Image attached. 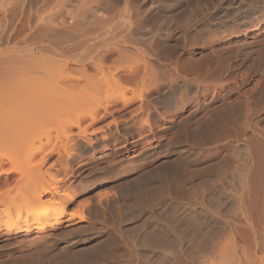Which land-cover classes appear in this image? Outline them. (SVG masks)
I'll return each mask as SVG.
<instances>
[{
  "label": "rangeland",
  "instance_id": "obj_1",
  "mask_svg": "<svg viewBox=\"0 0 264 264\" xmlns=\"http://www.w3.org/2000/svg\"><path fill=\"white\" fill-rule=\"evenodd\" d=\"M260 1L254 0L253 2ZM245 7H247L245 0H0V114L13 109L20 103L17 100L18 104L13 102L15 99L11 98L15 97H11L12 94H5L4 89L9 86L11 77L15 78L25 73L30 75V73L39 72L36 74L37 78L40 77L36 87L45 88L44 91L47 92L55 87L67 88L68 85L75 83L80 87L89 84L107 85L109 82L102 84V80L94 79L100 76L98 72L100 69L95 67L100 64L103 72L120 74L121 71H116L114 68L120 57V50H123L126 56H123L124 58L128 56L126 60L128 64L125 61L124 64H120L119 60L118 66L125 68L134 66L136 52L142 51L145 54L153 53L156 57L153 55L150 59L156 61L158 66L161 64L168 68L177 63L182 69L177 74L179 76H177L176 84L175 79L174 83L171 81V84L166 86V77L163 81L162 77H158L161 81L158 79L157 83L162 85L165 82V85H162L163 90L160 86L158 91L145 93V86L142 84L135 87L136 91L141 90L145 101H149L146 116H138V114L132 116V119L129 113L121 112L118 113L121 114L120 117L118 114L107 117L108 119L105 118L91 129H87L85 133L87 136L88 132L94 129L95 133L89 136L92 140L96 139L99 145L105 146L103 150L99 147L95 148L96 151L87 150L84 147V139H82L85 134H80L77 127L72 128L76 142L75 146H71L72 141L68 140L61 131L56 133L52 129L58 126V119L53 117V119L49 118L41 122L43 125L40 123L44 126L42 129L51 131L49 138L44 136L35 138L32 131L35 132L37 128L35 125L38 124L35 123L37 112L32 111V118L28 119L32 125L30 123L29 125L33 126L34 123L36 128L33 129L28 125L29 129L23 128L16 130L17 133L13 132L14 137L19 134L18 140L24 137L28 143L25 145L29 146L25 147L23 154L12 159L13 162L10 163L19 166L29 157L31 160H36L43 152L53 150L51 159L42 167L44 173L41 176L43 179H40L51 185L57 183L60 192L65 197L74 196L75 200L67 206V211L74 213L76 217L62 222L59 228L47 230L42 234L32 231L28 234L12 235L4 234V230H0V264H54L56 262L57 264H63V262L64 264L66 262L67 264H155V262L159 264L160 261L163 262L160 264H181L187 255L194 251L197 239L200 240L204 236L210 237L214 234V230L218 229L215 226L219 225V219L215 217H220L219 214L225 213L223 210L218 215L214 213L216 216L213 217L211 209L215 200L211 198L206 189L203 192L199 190L201 193L198 191V186L200 188L203 183L201 180H208L210 177L209 182H214L217 176L213 173V169L217 172L221 167L222 169L225 167L228 173L225 178L220 176L218 178H224L226 184L232 181L235 183L234 180L239 173L250 174L249 178L252 182L250 181L249 201L256 206L255 209L258 210L259 215L261 211V214H264V199L261 200L264 191L261 192L259 188L260 181L264 179V173H262L264 171L259 169V167H264V160L262 162L260 158L264 153L260 150L264 148V99L256 108L255 113L243 116L242 112L237 111L233 117L238 116V121L234 120L236 121L234 122V118L229 117L227 122L224 121V125L222 123L216 125L223 116L225 117L226 110L229 108L241 110L245 100L251 101L253 96L264 98V11L256 28L249 29L250 26H248L246 30H237L239 24L232 20L235 19V13ZM250 19L246 18L244 21ZM164 28H170V30L172 28L173 31L171 30L170 33ZM208 56L211 60L213 59L214 63L213 61L211 63L213 66L210 64L209 75L200 76L201 70H206V66H199L197 63L201 62L203 57ZM123 57L122 60H124ZM64 59L67 63L63 64L62 68L59 62L62 64ZM250 63L255 65L252 66L253 64ZM117 64L116 67H118ZM219 64L224 66L225 70L223 69V72L217 75L212 74L211 70ZM191 66L193 71L189 72L188 69ZM184 73H189L187 74L189 77L187 78ZM93 74H97V77ZM90 76L93 80H90ZM180 78H184V82ZM189 78L192 80L190 81ZM144 84L146 85V82ZM187 84L192 87H188ZM108 85L110 86V83ZM118 92L117 89H111L108 92L94 94L86 102L88 107L84 110H91L96 106H101L104 101L115 99ZM131 93L129 90L126 94L131 95ZM165 100L168 102H164ZM138 104L139 101H135L131 106L134 108ZM73 114L63 119L69 121L77 117ZM216 116L219 117L216 118L219 119L218 121L215 119ZM115 119L117 123L113 124L112 120ZM141 119H144L147 124L144 123L143 128L137 130L138 121ZM215 125L225 128L217 129ZM84 126L85 123L81 122L79 128L82 129ZM98 126L103 127L101 131L104 132L100 130L96 132ZM211 127L215 129H212L214 134L213 131L208 132L211 131ZM1 130L0 148L6 150L3 148L4 141L10 139L7 135H11L12 132L10 130V134H7L5 129ZM28 131L30 133H27ZM25 133L28 137L24 136ZM102 135L105 136L104 141ZM113 140L114 143L108 145L110 143L108 141ZM239 151L240 154L249 151L248 153L253 157L245 168L241 161L240 163L237 161ZM56 152H59L63 161H56L58 157ZM257 153L261 155L257 156ZM3 156L0 155V168H9L11 165L8 161L10 160ZM96 156L99 157L95 158ZM258 159L263 165L261 162L258 164ZM257 168L258 172L262 171H260V175L263 174L262 179L260 176H255L259 174ZM222 169L217 172V175L220 172L222 175ZM229 176L234 180L231 178V181ZM15 177L16 174H10L8 180L13 181ZM180 183L187 186L185 195H193L194 188L197 187L194 203L191 204L197 208V217L200 215V210L205 211L206 214L202 213L206 217L201 214L204 222L202 231H200V239L198 233L196 240L191 237H187L185 241L184 238L182 239L184 248L181 254L186 253L184 256L180 254V258L176 260L174 258L172 260L170 256L161 260L165 258L159 253L161 249L155 247L158 253L153 252L155 248L149 247L144 240L148 246L141 242V238L153 228L155 230L159 226L163 229L166 227L163 230L165 232L168 227L169 230L166 232L170 233L167 234L174 240L173 242L176 241L177 245L180 238L177 236L178 229L181 227L178 225L176 229H171V225H175V219L179 218L176 216V211L181 212V206L187 202L183 201L179 195V192L181 194L179 190L181 185L178 186ZM158 186L159 192H156ZM160 187L165 190L167 196ZM152 188L156 190L153 191ZM148 190L150 192H147ZM160 191L165 196H160ZM198 193L200 198H197ZM155 194L157 197L160 196V200L154 196V198L150 197ZM148 197L153 198L154 202L150 203ZM127 207L130 208L127 209ZM96 211L100 214L99 216ZM128 211L131 214L130 217ZM179 211L178 215L181 214ZM254 213L257 214L255 211ZM254 213L252 212V216ZM255 214L252 218L258 223L259 215L257 214V217ZM78 215L83 219L80 220ZM170 215H173V219ZM62 218H69V216L65 214ZM167 218L170 221L166 220ZM35 240L38 242H34ZM189 241L193 248L188 244ZM148 247L152 250V257L149 256ZM172 248L176 250L175 254L180 252L177 251L175 245ZM172 248L167 251L174 250ZM188 249L191 251L189 252ZM155 255L162 256L159 259V256Z\"/></svg>",
  "mask_w": 264,
  "mask_h": 264
},
{
  "label": "bare ground",
  "instance_id": "obj_2",
  "mask_svg": "<svg viewBox=\"0 0 264 264\" xmlns=\"http://www.w3.org/2000/svg\"><path fill=\"white\" fill-rule=\"evenodd\" d=\"M253 1L254 0H245V4L247 7L239 9L235 13V19H233L232 21L234 23L237 22V24H239V26H238L239 28L238 29L236 28L237 30L245 29L248 26H250V27H248L249 29L257 27V24L260 21L259 18L263 15L262 12L264 11V0H261L260 2H255V3ZM250 4H251V6H249ZM246 18H251V19L248 21H244ZM170 27H171V25H170ZM236 27H237V25H236ZM171 30H172V28H171ZM171 30H170V28L165 29V31L170 32V33H171ZM233 30H234V28H233ZM234 31H236V30H234ZM166 47H167V45H166ZM119 53H120L119 54L120 57L118 58V61H116V64H117V62H119V60H120V64L121 63L124 64L125 62H126V64H128L126 61L128 56H127V58L123 57V56H125L123 53V50H120ZM136 53H137L135 55L136 58L134 57L136 59L135 65L130 62L134 66H131V64H130L131 67L125 68L122 66H118V64H117L118 67H116V64L114 63L115 64V67H114L115 70L121 71L120 74H118L116 72L118 75H114V73L108 74V73H106L107 71H105V70H104L105 72H103L102 71L103 67L100 66V64H98L97 66L94 65V66H96L95 68L98 67L100 69V70L98 69L100 76H98V78H94V79H98V81L102 80V84H103V82H106V83L109 82L110 86L108 85L109 84L108 83L107 85H102V86H101V84L100 85L89 84L88 86H81L80 87L75 83L74 85L73 84L70 86L68 85L67 88H59V87L56 88L55 87V89H53L52 91L48 90V92H47V91H44L45 88L41 89L39 87H36L38 79L40 78V77L37 78L36 74L39 72H37V73L33 72L35 74L30 73V75L29 74L26 75L27 73H25L24 75L21 74L15 78L11 77L9 80V86L6 89H4L7 92V93L5 92V94H9V95L12 94L11 97H15V98H11V99H15V101H13V102L18 104L17 101H20V103L18 105H16V107H13V109H9V111L0 114V131H2L1 129H5L4 131H6L7 134H10V132H9L10 130L12 132L11 135H7V137L10 138L9 140H7V138H6V140L8 142L4 141L3 148L6 150H2V148H0L1 151H4V152L0 151V153H4V154H0V155L1 156L4 155L3 157H6L8 160H10V161H8L10 163V162H13L12 159H15L20 154H23V151L26 150V148H28L29 145H27V146L25 145L28 143H26L24 137H22L20 135L22 138L21 139L19 138V140L17 139L19 137V134L16 135L17 137H14L15 134H13V132L17 133L16 130H20L23 128L29 129L28 127H31L34 129L37 127L35 129L36 130L35 132L32 131V134L35 136V138L36 137L42 138L43 136L49 138L51 131L49 129H45V128L42 129V127H44V126H42L43 125L42 123H43V121H45L49 118H52V117L58 119V123H57L58 126H55L56 128L54 127L55 129L54 128H52V129L55 130L56 133H58V131H61L62 134L68 140L72 141L71 146L72 145L75 146L74 144L76 141H74L75 133L72 131L73 127H77L79 129L80 134H82V133L85 134L87 132L88 128L91 129L93 126H95L97 123L104 120L105 118L111 117L114 115L117 116L116 114L121 113V112L129 113L132 119H133L132 116H136L138 114H139L138 116H140V115L146 116V112L149 109V104H148L149 101L146 102L147 100L145 101V99L143 97L144 95L142 96L141 90L136 91L135 87L139 84H142L143 86H145V88H144L145 93H152L155 90L158 91L160 86H161L160 89H162V85H165V84H166V86L170 85L171 81L173 82L175 79H176V81H174V82L176 84L177 76H179L177 74L182 69H180L181 65H178L177 63L176 64L173 63L175 65L174 66L172 65L173 67L170 66L171 68L168 66H167L168 68H165L164 67L165 65L162 66L160 64L162 66V68H161V66L159 65L161 68L160 69L158 64H156L157 62L150 59L151 56L154 55L153 53H151V54L146 53L145 54L142 51H140V53L139 52H136ZM122 57L124 60H122ZM154 57H156V56L154 55ZM100 58H99V60H100ZM129 58L131 61L132 60L131 57H129ZM203 58L204 59L201 62L199 61L200 64H199V62L197 63L199 66H201V65L206 66L205 67L206 70H201L204 66L200 69L202 71L201 74H199L200 76L209 75L208 70L210 68V64L213 61V59L211 60L209 56L206 58L205 57H203ZM66 59H67V57H66ZM66 59H64L61 62L62 64H60V62H59L60 67L63 68L62 65L63 64L65 65L67 63ZM121 60H122V62H121ZM96 61L99 62L98 60H96ZM190 63L192 64V62H190ZM213 63H214V61H213ZM188 64H189V62H188ZM220 64H219V66H217L218 65L217 64L216 65L217 67H215V68L213 67L214 68V69L212 68L213 70L210 69L212 71L211 72L212 74L217 75L223 69L225 70V67L222 65L220 66ZM222 64H224V63H222ZM250 64H249V67H250ZM252 64H251L252 66L255 65L254 63H252ZM211 66H213V65L211 64ZM30 67H32V66H30ZM188 70H189V72H192L193 67L191 66V68H189ZM187 74H189V73H187ZM187 74H185V75L188 78L189 76ZM38 75H40V74H38ZM94 75L95 74H93V76ZM87 76H86V78H89ZM186 76H184V77H186ZM158 77L159 78L162 77V81L164 80L163 78L166 77V79H165L166 83L163 82L162 85L157 83V81L159 79ZM194 77H195V75H194ZM90 78H91L90 80H93L91 76H90ZM197 78H199V77H197ZM180 79H181V81L183 79V82H184V78H180ZM180 79H178V80H180ZM189 80H190V78H189ZM145 82H146V85L144 84ZM38 85H40V84L38 83ZM142 85H141V87H142ZM187 86H188V84H187ZM187 86H186V88H187ZM190 86H188V87H190ZM111 89L112 90L117 89L119 91L117 93V97L115 99H112L109 101H104L101 104V106H99V107L96 106V107L92 108L91 110H88V111L84 110L85 108L88 107L86 102L88 101V99L91 96H94V94H98V93L100 94L102 92H108ZM188 89H190V88H188ZM129 90L132 92L131 95L126 94L127 91H129ZM175 91H177V90H175ZM179 91H180V89H179ZM175 97H176V94H175ZM176 99H177V97H176ZM262 99H264V98H261L260 96H257V97L253 96L251 101L245 100L244 106L241 110L231 109L232 107L229 108L228 110H226V115L223 114L224 112L222 113L223 115H225V117L223 115H221L223 117L220 120L218 119L219 123L217 122L218 120L216 119L218 116L215 117V119L217 120L216 121L217 123L215 122L216 125L217 124L221 125V123L224 125L225 124L224 121L227 122L226 120L230 119L231 117L234 118L233 121L234 120L238 121V119H239V118L237 119L238 113L236 114V116H237L236 118L233 117L237 111L239 113L242 112L243 116L244 115L246 116L248 113H250V114L255 113L256 108L259 106ZM167 100H165L164 102H168L171 99H169L168 101ZM135 101H139V104L133 108L131 106V104H133ZM155 101H157V100H155ZM162 101H163V98H162ZM136 103H138V102H136ZM170 103H169V105H170ZM172 103H174V102H172ZM154 105H155V103H154ZM171 106H172V104H171ZM173 106H175V105H173ZM151 107L152 106H150V108ZM164 107H166V106H164ZM64 109L65 110L67 109L66 112ZM72 109H73V111H71ZM74 109H75V111H74ZM154 109H156V108H154ZM165 110H167V109H165ZM32 111H36L38 113V114L36 113L37 118L35 120V123H38V124H35L36 127L34 126V123H33V126H31L32 122L30 120H28V119L32 118L31 117L32 113H33ZM67 112H72L71 114H73V112H75L73 115H77V117H74L75 119L73 118L72 120L69 119V121H66L63 119V117H66L67 115L70 114ZM76 112H77V114H76ZM156 113H157V111H156ZM71 114L69 116H71ZM119 115L121 116V114H118V117H120ZM144 116H141V117L144 118ZM225 118H227V119H225ZM115 120H112L113 124L117 123V120L116 121ZM229 121H228V123H229ZM81 122L85 123V126L82 127V129L79 128ZM234 122H236V121H234ZM240 122H243V121H240ZM29 123L31 125H29ZM144 123H146V121L144 119L139 120L138 124H137L138 125L137 130L138 129L141 130L144 126ZM230 123H231V121H230ZM216 125H215V127H216ZM231 125H232V123H231ZM210 126H211V124H210ZM219 127H216V128L218 129ZM8 128H9V130H7ZM102 128L103 127L98 126V128H96V132H97V130L101 131ZM205 128H206V126H205ZM220 128H222V126ZM224 128L225 127H223L222 129H224ZM212 129L213 128L211 127V131H208V130L207 131L210 133L213 130H215V129H213V130ZM29 131L27 133H30ZM93 132H94V129H92V131L90 130L88 132V136L86 134L85 135L83 134L84 136L82 135L83 136L82 139H84V142H85L84 147H86L87 150L92 149L95 151H96L95 148H97V147H99L100 150L105 149L106 147L103 145H99V143L97 142V140L95 138H94L95 140L91 139L92 137H90L89 135L93 134ZM101 132H104V131H101ZM136 132H138V131H136ZM214 133L215 132L213 131V134ZM200 134H198V135H200ZM205 135H207V134H205ZM10 136H12V137H10ZM24 136L28 137V135L26 133L24 134ZM223 136H225V135H223ZM95 137L98 138L97 136H95ZM14 138H16V139H14ZM102 138L104 141L105 136L102 135ZM102 138H101V140H102ZM197 138H198V136H197ZM215 138H217L216 135H215ZM28 140H29V138H28ZM114 140L112 142L108 141V142H110L108 145H112V143H114ZM108 148H110V147H108ZM111 148H113V146ZM260 150L264 151V148H263V150H262V148ZM248 152L249 151H246V152L242 153L243 154L242 155V154H240V151H239L238 156H237V161H239V163L241 161V164L243 165L244 168H245L247 163H250L249 161H252V158H253L249 154L250 152L249 153ZM53 153H54L53 150H48V151L43 152L36 160H31V159H29L30 158L29 157L28 160L24 161V163H22V164L20 163L19 166H15V164L10 163L11 166L9 168H6V169L0 168V218H2V220H0V230H4V232H3L4 234H12V235L13 234H19V233L28 234V233H31L32 231H35L38 234H42L47 230L57 229L61 226L62 222L76 217V215L74 213H68V211H67V208H68L67 206L75 200L74 196L65 197L64 194L60 192V187H59V185H57V183L51 185V184H47V183L43 182V180H42L43 178L41 176L44 173L42 167L46 163L49 162ZM56 153L58 155V157L56 158V161L57 162H61V160L63 161L62 156L59 155V152H56ZM260 153H257V156H260L261 155ZM262 155L263 156H260V158L262 159V162H263L264 153ZM93 157H94V155H93ZM97 157H99V156H96L95 158H97ZM260 162H261V160H260ZM260 162L258 159V164ZM262 162H261V165H263ZM256 164H257V162H256ZM258 166L259 165H257V167ZM219 169L221 170L222 167ZM259 169H262L264 171V167L263 168L259 167ZM213 170L216 171V169H213ZM223 170L226 172H224ZM214 171H213V173L214 174L216 173L215 174V176H217L216 178H218V176L225 178L226 173H228L227 169L225 167H224V169H222V175L223 176L220 175L221 172L219 175H217L218 174L217 172H219V171H217V172H214ZM247 171H249V170H247ZM260 171L261 170H259V172H258V168H257V172L259 174L255 175V176H258V177L260 176L262 179L263 178L262 173H264V172L261 171L262 173L260 175ZM10 174H16V177L13 179V181L8 180V176ZM203 175H205V173H203ZM249 175L250 174L247 175V174H240L239 173V175L237 174V177L235 178V180L233 179V177H231L233 175H231V176H229L230 180L232 178L235 181V183H232L233 181L231 180L232 181L231 183L229 181L230 184H228V183L226 184V182H224V180H223L224 178L220 179V177L218 179L214 178V180H213L214 182H209L210 177H209V179L207 178L208 180H205V179L201 180V181H203V183H202V186H200L201 189L198 186V191L202 190L201 192H203V190L206 189L209 192V195L211 196V198H213L215 200L214 203L212 204V209H211L213 211L212 216L215 217L220 212L225 210V213L223 215L219 214L220 217H215V219H219V225L217 224L216 221H214L215 224H217V226H215V227H218V229L216 228L217 229L216 230L214 228L215 230H214V232L212 231L214 233V234L212 233L213 234L212 236L205 237L204 235H202L204 237L202 238V236H201L202 239H200V235H201L200 231H202L201 228L203 227L202 225L204 222L201 219V214L205 213V211L200 210L201 211L199 213L200 215H199V217H197V215H198L197 214V208L194 205H192L194 203L193 202L194 196L196 195L195 189L197 187L195 186L196 188H194V192L192 190L193 188L191 189V191L193 192V195H188V194L185 195L186 194L185 188L187 186H185V184L180 183L178 186L180 187V185H181V187H180L181 189L179 187L178 188H179V190H181V194L178 190L179 195H181L180 197L183 201L186 200L187 202L185 201L186 203H184L183 206H181V208H180V210L182 209L181 212L179 210H177L176 211L177 215L175 214L176 212L173 213V215L175 214L177 217H179V218L175 219L176 224L175 225L172 224L174 221H172V223L170 222L173 225V226L171 225V229L175 228L178 225L181 227V229H178L180 235L178 234L177 236H180V238L177 241L178 242L177 245L175 243L176 241L173 242L174 240L171 239L170 236L168 235L170 233L166 232L167 230H169L168 227H167V230L165 231L166 232L165 233L163 230L166 227L163 229L162 227L160 228L159 225H155V226H159V227L158 228L155 227L156 229L153 230L154 226L152 227L151 226L152 224L150 226L153 229H151L150 232L148 229L149 233H147V235L145 233V236H143V238H145V239L141 238L142 241L141 240L140 241L141 242L145 241L147 244H149V247H152V248L156 247L157 249L158 248L161 249V250H159V253L162 254L163 257H165V258H162L161 260L166 259V257L168 258L169 256L172 257L171 258L172 260H174V259L176 260L177 258H180L179 255L181 253H183V251H182L184 248L183 242L185 241V239L187 237H191V238L195 239L196 234L198 233V235H199L198 237L200 240L197 239L195 247H194V251L192 253H189V254L187 252V254H188L187 258H185L182 261V263L180 262L181 264H264V216H263L264 214H261L262 213V211H261L260 215H259V212L257 213L258 210L255 209L256 206H253V203L251 204L249 201V199H250L249 194L251 193V187H250V185H251L250 181L251 180L249 178ZM40 178H42V179H40ZM251 178L253 179L252 174H251ZM258 179H260V178H258ZM184 183H185V181H184ZM260 183L261 184H259V188H261L260 191L262 192V191H264V187L262 188V186H264V179H263V181H260ZM158 188H159V186L157 187V189ZM160 189H162V187H160ZM149 190L147 192L151 191V193H152V190H150V191ZM155 190H156V188L153 189V191H155ZM186 190H187V188H186ZM163 191H164V193H166L165 190H163ZM207 191L205 192L206 195H208ZM156 192H159V189ZM186 192H188V191H186ZM147 194H149V193H147ZM262 194H264V193L262 192ZM159 195L162 197L165 196L164 194L161 193V191H160ZM153 196L156 197V199H158L160 197V196L157 197L156 194L151 195L150 197H153ZM166 196H167V193H166ZM63 197H65V198H63ZM153 198L150 199L148 197V200H150V203H151V201L154 202ZM197 198H200L199 193H198ZM263 199H264V195H263V197H261V200H263ZM159 200H160V198H159ZM157 202H158V200H157ZM159 203H157V205ZM162 204H163V202H162ZM164 205H166V204L164 203ZM176 207H177V209H179L178 206H176ZM128 208H130V207H127V209ZM178 211L181 214L178 215ZM254 211L259 215L260 221L258 220L259 221V222L257 221L258 223L254 222V221H256L255 219H253L254 218L253 216L255 214ZM252 212L254 213L253 216H252ZM96 213H97V211H96ZM128 213H129V211H128ZM128 213H125V214L127 215ZM166 213H168V211ZM214 213L216 215H214ZM263 213H264V211H263ZM65 214H68L69 218H62ZM129 214H128V216L130 217L131 214L130 215ZM257 214H255V215H257ZM99 215L100 214H98V216ZM258 215H257V217H258ZM128 216H126V217H128ZM172 216H171V219H173ZM202 216H204V214ZM77 217H79L80 220L83 219L82 216L78 215ZM204 217H206V216H204ZM168 219L169 218H167L166 220H168ZM163 221H165V220H163ZM169 221H170V219H169ZM169 221H168V224H169ZM205 222H207V221L205 220ZM160 223H162V222H160ZM160 223H158V224H160ZM163 223H165V222H163ZM155 224H157V223H155ZM205 224H204V226H205ZM153 225H154V222H153ZM166 225H167V223H166ZM171 236H173V235H171ZM173 238H174V236H173ZM183 238H184V241L182 242ZM194 239H193V244L195 243ZM188 240H190V239H188ZM34 242H38V241L35 240ZM145 244L142 243V245H145ZM188 244H190V246H192L191 242ZM174 245L176 246L177 251L178 252L180 251L178 254H175L176 250L174 248H172ZM186 245H187V243H186ZM149 247H148V252L150 251L149 256H151L153 253L151 254L152 250H149ZM177 247H179V248H177ZM156 248L153 250V252L157 250ZM171 248L174 250L167 251V249H171ZM192 248H193V246H192ZM162 249H163V252H161ZM190 251L191 250H189V252ZM156 252L158 253V251H156ZM184 254H186V253H184ZM184 254H181V255L184 256ZM162 255H160V256H162ZM155 256L158 257L159 255L158 256L155 255ZM155 256H153L154 259H156ZM160 256H159V259H160ZM147 257H148V255H147ZM150 259H153V258H150ZM59 261H62V260H59ZM63 261H66V259H63ZM155 261H157V260H155ZM157 263H159V262H157ZM160 263H163V262L160 261ZM54 264H57V262ZM63 264H64V262H63ZM66 264H67V262H66ZM155 264H156V262H155Z\"/></svg>",
  "mask_w": 264,
  "mask_h": 264
}]
</instances>
